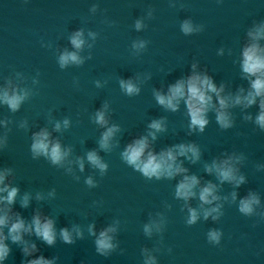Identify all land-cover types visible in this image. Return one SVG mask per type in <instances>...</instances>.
<instances>
[{
	"label": "water",
	"instance_id": "water-1",
	"mask_svg": "<svg viewBox=\"0 0 264 264\" xmlns=\"http://www.w3.org/2000/svg\"><path fill=\"white\" fill-rule=\"evenodd\" d=\"M99 5L92 15L89 9ZM176 8L169 7V0H0V85L16 72L26 78L27 86L39 72V85L28 102L13 114L6 106H0V120L10 119L8 147L0 151V168L11 167L15 171L14 186L21 194L30 192L32 200L28 209L19 206L14 210L30 220L36 209L53 218L56 228L80 225L85 239L69 246L59 240L55 247L44 245L35 237L39 248L37 255L45 258L58 256V264H142L141 249L161 247L157 253L158 264H264V222L258 218L244 217L235 205L225 204L224 215L218 223L201 220L195 226L185 224L186 212L182 203L174 199L176 181H147L142 175L127 167L120 159V152L147 133L152 119L166 117L168 131L159 134L153 143L156 152L178 143H196L202 151L201 161L195 165L184 161L190 174L201 178L202 183L213 176L204 172V163H211L222 153H243L246 157L241 172L247 183L236 191L243 197L249 190L259 193L264 203V171L257 165L264 164V132L243 120L239 108L233 109L235 127L222 131L215 123L214 113H209V126L203 134L188 133L185 108L177 113L166 112L153 98V89L167 91L170 84L191 74V65L199 64L198 70L207 69L219 86L235 92L247 82L240 78L238 59L246 31L254 21L264 20V0H176ZM154 9V18L145 19L147 28L136 32L134 21L146 17ZM192 19L204 25V31L193 36L180 32V22ZM105 20L115 22L109 27ZM79 28L99 33L91 49L92 59L82 67L61 70L56 62L57 49L72 51L68 36ZM149 41L147 50L139 57L131 52L133 40ZM89 43H92L88 39ZM45 45V46H42ZM224 55H218L219 49ZM231 49L233 55H228ZM89 49L81 53L87 56ZM150 79H145L147 75ZM141 76V93L136 97L125 96L118 84L120 78ZM79 81L74 87L73 81ZM107 84L95 87V81ZM110 104V123L118 124L122 131L117 135L120 147L111 153L99 154L109 164L108 173L101 177L87 163L77 182L43 158L33 160L29 151L32 132L47 127L53 138L59 137L64 146L73 147L74 156H84L87 151L98 149L97 141L104 130L93 124L90 117L103 103ZM257 108L248 111L255 115ZM70 118L72 127L62 135L52 131L49 120ZM27 119V131L20 129V121ZM5 129L0 127V135ZM182 159V158H181ZM88 176L99 187L89 189L84 180ZM56 190L54 199L48 192ZM228 184L222 186L220 195L232 191ZM37 192L44 194L43 201H36ZM195 207L198 201L193 200ZM171 205L168 210L165 205ZM164 213L167 227L162 245L159 236H144L142 228L150 215ZM114 220L120 221L117 235L119 249L110 257L95 252L93 237L87 233L88 224L94 223L97 232ZM256 225L253 227V225ZM216 228L223 232L221 244L207 243L206 234ZM29 239V237H25ZM5 264H21V251L15 245ZM171 248V253L168 249ZM123 250V254L121 251Z\"/></svg>",
	"mask_w": 264,
	"mask_h": 264
},
{
	"label": "clouds",
	"instance_id": "clouds-1",
	"mask_svg": "<svg viewBox=\"0 0 264 264\" xmlns=\"http://www.w3.org/2000/svg\"><path fill=\"white\" fill-rule=\"evenodd\" d=\"M27 3V0H24ZM222 3L223 0H216ZM176 0H169V7L176 8ZM99 11V5L93 4L89 9L92 15ZM154 9L147 11L146 17L138 18L134 21L133 28L136 32L144 31L147 28L145 19L154 18ZM104 23L109 27L115 26V22L105 20ZM180 32L188 37L197 35L204 31V25L195 24L192 19H184L180 22ZM86 29L79 28L73 31L68 40L72 51L67 48L62 51L57 49L56 62L61 70L69 67H82L86 60L92 59L91 49L99 38V33L87 30V37L92 41L88 42L85 38ZM149 41L136 39L132 41L131 52L135 57L141 56L148 47ZM45 46V45H42ZM89 49L87 56L81 53L85 48ZM218 55H224V49H219ZM228 55H233L232 50H228ZM234 63L239 65L240 78L247 82V88L240 86L235 92L226 90L228 85L220 83L219 86L209 75L207 69L198 70L197 62L191 65V74L187 77L176 80L174 84L167 87V91L153 89V98L156 104L166 112L177 113L183 104L185 115L188 118V135L203 134L210 124L209 113H214L215 123L220 130L227 131L235 127V119L232 110L239 108L243 113V120L255 126L260 132H264V20L254 21L245 34V40L241 46L239 57ZM39 72L32 78V87L27 86L26 78L22 73L16 72L14 77L6 78L0 85V106L15 114L20 111L22 105L28 102L36 92L39 85ZM150 74L145 79H150ZM144 82L140 75L135 78L118 80L121 92L127 97H136L141 93L140 85ZM96 88H101L107 84V80L102 85L100 80L95 82ZM74 87H79V81H73ZM257 108L255 115L248 110ZM110 104L105 101L102 107L94 112L90 117L93 124L101 129L100 137L97 141L98 149L90 150L84 156H74L72 146H64L59 137L53 138L52 132L47 127L39 131L32 132L30 154L33 160L43 158L57 169H63L66 175H70L77 182L80 177L75 170L80 173L85 171V164L104 177L109 170V164L99 154L111 153L119 148L117 135L122 129L118 124L110 123L109 117ZM13 121L10 119L0 120V127L5 132L0 135V151L8 147L9 127ZM52 124V131L61 135L72 127L70 118L62 120H49ZM168 121L166 117L152 119L147 125V133L139 138H134L120 152L121 161L133 171L142 175L147 181H176L174 187V199L181 201V211L186 212L185 224L188 227L195 226L201 220L218 223L224 215L225 204L235 205L238 212L244 217L258 218L259 222H264V203L261 201L259 193L249 190L243 197H239L237 189L247 183L246 176L241 172L246 157L243 153L224 152L220 157L204 163V172L215 178V183L211 180L202 183L200 177L190 174L189 169L184 166V161L195 165L201 161L202 151L196 143H178L171 147L161 149L156 152L153 143L158 139L159 134L168 131ZM18 127L25 131L28 130V120L19 122ZM182 158V159H181ZM257 171H264V164L257 165ZM16 176L11 167L0 168V264H5L12 253V247H18L22 254L21 264H58L59 257L53 256L45 258L37 255L40 251L37 243L32 239L35 237L48 247H55L57 241L65 245H75L77 241L85 239L84 229L77 224L71 228H60L57 230L56 222L53 218L44 215L36 209L30 220H26L14 206L19 200L22 209H28L32 200L30 192L21 194L18 186H14ZM84 184L89 189L99 187L98 182L93 176H88ZM228 184L232 191L227 195H220L222 186ZM48 197L54 199L56 190L53 188L48 192ZM36 201L45 199L41 192L35 195ZM198 201L197 206H192V201ZM165 207L171 210V205ZM167 217L164 213L157 212L154 216L150 215L147 223L143 225L142 231L145 237L151 239L154 235L161 239L158 241L162 245L163 233L167 227ZM256 225L254 224L253 227ZM120 231V221L114 220L107 227L96 230L94 223L88 224L87 233L93 237L95 252L102 257L108 258L119 249L117 235ZM29 237V239H25ZM223 237V232L212 228L206 234L207 243L212 246H219ZM123 254V250H120ZM161 247L141 249L142 264H158L157 253ZM171 248L168 252L171 253Z\"/></svg>",
	"mask_w": 264,
	"mask_h": 264
}]
</instances>
